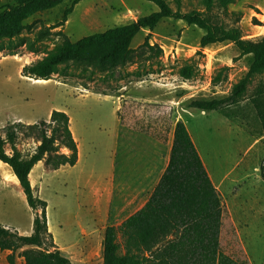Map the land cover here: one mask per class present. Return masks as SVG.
<instances>
[{"label": "rangeland", "instance_id": "374dc122", "mask_svg": "<svg viewBox=\"0 0 264 264\" xmlns=\"http://www.w3.org/2000/svg\"><path fill=\"white\" fill-rule=\"evenodd\" d=\"M166 1L175 8L173 0ZM180 1L182 12L204 11L206 8V0ZM70 5L71 1L66 0L49 11L34 15L24 22L30 25V30L23 31L10 41L1 42L0 128L18 118L45 120L50 108H69L72 112L82 107L76 104L82 100L76 99L75 94L85 90L98 93L125 91L128 98L122 99L121 103L122 123L134 130L167 139L174 123L179 121L180 114L190 102L226 97L231 86L244 76L252 61L250 55L240 56L232 44L202 49L199 40L203 31L181 21L164 19L152 32H139L133 39L135 43L140 41L137 48L145 36L150 35V45L162 49V58L151 60L149 65L130 63L115 70L112 76L98 72L89 76L90 69L83 71L80 67L70 66L64 77L53 75L48 81L31 82L18 72L20 63L29 65L52 52L62 40L61 36L55 34L58 31L71 42H76L82 37L130 24L139 17L157 11L154 4L144 0H82L74 6L63 27L52 30L43 41L34 44L39 31L56 25ZM208 15L213 24L239 28L244 39L258 40L264 34V0H230L226 10L219 7V0H210ZM84 27L90 30L81 32ZM11 53L20 59V63L12 56L8 57ZM185 66L192 67L189 80H183L178 75L179 69ZM261 81L264 82V75L251 80L244 101L237 110L230 112L225 125L222 120L211 121L208 130L205 124H196L198 146L208 163L210 179L214 184H221L218 191L223 204L220 250L225 255L246 262L245 253L262 258L264 255V182L259 173L264 157V135L260 136L254 112L248 104V98ZM155 91L163 97H176L178 104L170 107L144 100ZM91 99L85 100L83 106H97L92 104ZM101 103L99 106L107 107L102 109L109 110L113 106L111 101ZM75 125L78 126V123L75 122ZM192 126L190 124V128ZM25 140L30 139H25L22 133L17 143L20 145ZM33 152L34 148L30 146L25 148L24 153L29 155ZM4 176L6 185L0 181V224L25 229L32 222L31 210L17 188L11 186L17 182L10 175ZM54 178L56 185L62 181L61 174H54ZM37 188L39 198L47 204L46 219L57 234L61 226L60 201L52 197V188L45 189V179Z\"/></svg>", "mask_w": 264, "mask_h": 264}, {"label": "trees", "instance_id": "16d2710c", "mask_svg": "<svg viewBox=\"0 0 264 264\" xmlns=\"http://www.w3.org/2000/svg\"><path fill=\"white\" fill-rule=\"evenodd\" d=\"M66 0H0V44L10 41L23 31L30 30L24 22L34 15L49 11ZM61 20L44 27L33 43L41 42L52 31L64 26L74 6L82 0H70ZM157 7V11L139 17L134 22L85 36L71 42L58 31L62 40L52 52L35 62L25 65L21 75L33 80H51L53 75L66 76L70 66L90 69L89 76L110 74L127 64H150L161 59L162 49L150 45L146 35L136 49L130 47L141 31L152 32L164 19L181 21L204 32L199 47L232 44L240 56L250 55L252 61L247 72L231 86L229 94L221 99L194 100L188 108L203 112H217L230 118L244 101L247 87L255 76L264 75V34L258 40H247L237 27L225 28L213 24L208 12L210 0L204 11H181V1L173 0L175 8L166 0H144ZM230 0H219V7L226 10ZM1 51V46H0ZM14 53L8 56H14ZM138 71V68H137ZM137 74V73H136ZM178 75L183 80L192 76V67H181ZM141 78V77H137ZM264 135V82H259L248 98ZM243 122V119H242ZM248 127V125H246ZM246 131L250 132L248 129ZM24 133L25 139L39 144L34 152L25 154L17 149V139ZM66 149L68 154L61 152ZM7 150L10 152L7 153ZM77 145L69 129V119L61 111H52L48 121L26 125L20 122L0 128V162L7 165L16 177L26 204L32 213V233L19 235L13 228L0 225V251H9L8 264H15L16 253L25 264H71L61 255L47 230V204L33 193L28 175L33 166L43 161L49 170L62 166H74L77 162ZM264 182V157L259 166ZM223 218L221 196L210 181L189 133L182 121H177L169 161L148 201L142 209L131 215L119 227H107L102 242V264H248L220 250V232ZM120 236V241L117 240Z\"/></svg>", "mask_w": 264, "mask_h": 264}, {"label": "crops", "instance_id": "0c3cea01", "mask_svg": "<svg viewBox=\"0 0 264 264\" xmlns=\"http://www.w3.org/2000/svg\"><path fill=\"white\" fill-rule=\"evenodd\" d=\"M86 30L90 28L84 27L81 32ZM144 31L146 30L140 32ZM139 42L135 43L132 40L130 47L136 48ZM11 58L20 60L13 56ZM25 65L26 63H20L18 72L21 73ZM26 79L34 83L44 82L43 80ZM75 95L76 99L82 100L78 101L82 103L77 102L76 104L82 107L75 108L72 112L69 108H50L46 112L45 120L18 118L9 124L20 122L30 125L39 121H48L54 110L67 115L69 129L77 145L76 164L72 167L62 166L57 170H49L43 161H39L31 169L28 179L33 193L38 196L37 187L45 179V189L52 188V197L60 201L61 226L59 232L54 233L48 219L47 230L61 255L71 264H102V242L106 228L119 227L131 215L142 209L148 201L168 165L173 130L177 121L169 137L162 138L143 130H134L133 127L122 123L121 103L122 99L128 98L125 91L98 93L85 90ZM90 98H93L91 99L92 104L97 106H83L84 101ZM144 100L168 104L170 107L176 106L179 102L176 97H163L158 91ZM108 101H111L113 105L109 110L102 109L107 107L99 106L103 104L101 102ZM217 120H222L225 125L226 118L217 112H203L187 108L179 116V121L185 125L209 179V166L203 158L196 138L198 137L196 124H205L209 130L210 122ZM190 124L193 125L191 128ZM38 144L39 142L25 140L20 145L17 143L16 147L24 153L25 148L30 146L35 148ZM9 152L7 150V153ZM61 152L68 154L66 149H61ZM0 174V181L4 185H6L4 175L6 177L10 175L15 180L14 182H17L15 183L18 185L16 188L21 197L25 199L16 177L10 168L1 162ZM54 174L62 176V181L58 185L53 182L56 180ZM214 183H212L213 186L219 191L221 184ZM13 184L11 186H14ZM32 219L33 217L31 221ZM3 226L13 228L23 236H29L32 233V222L25 229L15 225ZM117 240L120 241L119 235H117ZM19 252L16 253L15 264H25L23 258L18 256ZM9 254V251H0V264H8L6 257ZM245 254L248 264H264V255L262 258Z\"/></svg>", "mask_w": 264, "mask_h": 264}, {"label": "bare ground", "instance_id": "6f19581e", "mask_svg": "<svg viewBox=\"0 0 264 264\" xmlns=\"http://www.w3.org/2000/svg\"><path fill=\"white\" fill-rule=\"evenodd\" d=\"M8 178H9V177H8ZM13 185H14L15 187H17V184L14 183Z\"/></svg>", "mask_w": 264, "mask_h": 264}, {"label": "built area", "instance_id": "2783aa9c", "mask_svg": "<svg viewBox=\"0 0 264 264\" xmlns=\"http://www.w3.org/2000/svg\"><path fill=\"white\" fill-rule=\"evenodd\" d=\"M35 149V148H34Z\"/></svg>", "mask_w": 264, "mask_h": 264}]
</instances>
